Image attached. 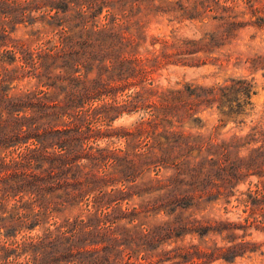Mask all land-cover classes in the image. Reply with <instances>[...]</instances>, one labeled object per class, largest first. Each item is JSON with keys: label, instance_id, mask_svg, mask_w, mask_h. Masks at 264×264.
I'll return each mask as SVG.
<instances>
[{"label": "trees", "instance_id": "1", "mask_svg": "<svg viewBox=\"0 0 264 264\" xmlns=\"http://www.w3.org/2000/svg\"><path fill=\"white\" fill-rule=\"evenodd\" d=\"M138 1L0 0V264H158L160 254L161 263L201 264L205 259L206 264H234L261 251L258 243L247 239V233L254 225L264 229V181L255 190L240 192L237 188L246 165L264 171V124L246 137L235 136L222 143L179 130H166L159 136L149 128L154 122L150 108L160 99L163 110L176 100L184 103L189 98L208 106L230 105V114H225L240 115L244 109L234 110V103L240 109L252 105L255 86L247 79L201 88V92L192 85L161 92L146 86L149 71L139 55L146 35L138 17L144 9L149 16L160 6L143 8ZM161 2V11L168 13L163 9L167 4L181 22L193 18L189 8L178 15L181 12L172 8L174 2ZM214 2L216 8L212 9L223 13L222 31L209 40L178 38L173 31L161 39L162 54L173 50L170 57L177 59L213 54L211 47L218 40L228 42L248 26L264 30V16L259 15L253 0ZM244 4L246 11L254 10L256 21L240 20L246 14L239 11ZM22 25H40L35 34L45 38L37 46H29L15 38ZM246 62L258 68L264 55ZM27 80L33 87L21 89L19 84ZM231 94L236 97L229 100ZM139 111L148 115L138 125L140 144H146L149 153L159 147L161 162L175 171L166 179L152 181L160 188L149 193L161 194L152 198L151 209L156 214L165 210L169 217L176 215L155 229L144 228L143 223L134 228L119 226L124 219L133 224L146 210L128 202L127 209L120 207L125 216L117 218L115 205L121 206L137 194L129 186L104 189L111 186L110 171L124 168L122 158L131 152L101 148L100 142L127 139L130 144L132 131L116 130L113 123L125 112ZM166 121L175 126L168 118ZM254 144L258 147L251 150L250 158H238L232 166L227 163L233 149ZM239 192L236 207L244 206L249 214L241 216V221L198 217L197 211L222 200L230 204ZM79 207L82 213L75 218L50 224L60 211ZM49 224L41 234L19 239ZM239 230L245 234L239 235ZM174 233L179 239L197 235L208 243L207 238L217 235L223 241H214L206 249L182 245L158 253L160 246L155 245H162Z\"/></svg>", "mask_w": 264, "mask_h": 264}, {"label": "rangeland", "instance_id": "2", "mask_svg": "<svg viewBox=\"0 0 264 264\" xmlns=\"http://www.w3.org/2000/svg\"><path fill=\"white\" fill-rule=\"evenodd\" d=\"M175 5L172 7L179 10L178 15L182 14L185 8H189L191 17H186L184 22H181L176 17L175 13L169 12L171 7L164 5L161 11V0H139L137 3L141 4L143 8L153 9L154 6H160L157 12L145 16L147 11L144 9V13L141 14L138 19H142L145 31V40L142 41V48H140L139 55L145 60L144 64L148 67V81L146 86L149 88L158 89L161 91L165 89L179 90L183 89L186 85H192L198 88L201 92V88H210L213 86L221 87L226 84L232 85L233 80L247 79L253 82L255 86V95L252 98V105H248L246 108L238 107V103H234V110L244 112L240 115H226L230 114V105L220 106V102L216 105L200 103L196 100L186 98L184 103L181 100H176L171 104L168 110L162 109V101L157 102L150 108V114H154V122L149 126L152 133L156 132L159 136L165 134L166 130H179L195 136L202 135L205 141H214V143H222L224 140H230L235 136L246 137L253 132V129L264 124V62L258 67H252L251 63L246 61L249 58H253L256 55H264V30L248 26L242 29L238 36L234 39L224 42L218 40L215 47H211L214 53H201L194 57H186L177 59L176 57H170L173 52L169 51L166 54H162L164 45L161 42L163 36L171 35L173 31H177L178 38L189 40H202L208 38L209 40L213 34L222 31V23L220 20L222 12L216 8V2L214 0H170ZM256 9L259 11V15L264 16V0H253ZM247 5H243L239 11L246 14L242 15L240 19L245 23H252L257 20L254 17V10L248 9ZM162 9V10H163ZM255 9V10H256ZM40 29V25L35 28H26L21 26L20 30L15 35V38L26 41L29 46L35 47L38 42L45 38V35H37ZM34 30V32H32ZM179 60V61H178ZM242 60V61H241ZM176 62V63H175ZM94 77L96 75H93ZM35 82H33L34 84ZM18 85V83H16ZM21 89L32 88V84L29 80L19 84ZM220 96L222 94L220 93ZM236 97V94H231L229 100ZM226 102V100H224ZM166 110V111H165ZM190 113V114H189ZM151 117V116H149ZM144 118H148V115L143 111L129 114L125 112L120 117L116 118L113 123V128L116 130L126 129V131H132L133 135L130 136V144L127 139H123L119 142L117 139L103 140L100 142L101 148L110 147L111 150L122 148L129 149L131 152L129 155H124L122 160L125 165L122 169L111 170L110 176V188L105 187L106 191L115 188H124L129 186L132 193L137 194L132 199L127 200L121 206L115 205L114 216L121 218L125 216L120 207L124 210L129 207V203L132 207H144L146 212L142 213V216L136 219L133 224L124 219L119 223L121 225H127L129 228H134L143 223L144 228L155 229L168 221H173L175 216L169 217L165 210L161 214H156L153 206V197L160 195L161 192L149 193L152 190L160 188L158 184H153L152 181L157 179H166L174 174V170L168 169V163L161 162L162 151L158 147L157 149H151L152 153H149L150 149L144 146L143 142H139V130L138 125ZM169 119L175 123L167 122ZM179 121H184L180 124ZM181 125V126H180ZM165 136V135H164ZM165 140V139H162ZM258 145L254 144L247 148L233 149L232 159L227 161L229 165H233L238 158H250L251 150L257 148ZM150 156H145L146 153ZM154 165H151L153 164ZM264 172L257 165H246L244 167V176L241 179V183L237 188L240 192H247L250 189H257V184L260 181H264V176L260 177L259 174ZM264 174V173H263ZM108 176V178H109ZM118 182L119 185L113 184ZM232 197L231 203L220 201L213 205H209L207 209L197 211L198 217L202 218L207 216L210 218H216L219 220L239 222L240 217L243 218L249 216L245 213V207L237 208L239 204L237 198L240 195ZM141 194V197H140ZM129 202V203H128ZM149 203L150 206L144 205ZM84 209L85 206L83 205ZM227 208V209H226ZM176 210V208H173ZM181 211V210H179ZM178 211V212H179ZM194 210H192L193 212ZM189 212L187 215H189ZM82 213V209L76 208L69 211H60L56 214V219H51L50 224H54L56 221H63L67 218H75ZM262 211H259L261 217ZM46 227H39L34 232H26L19 236L22 239L26 236H36L41 234ZM257 225L248 231L247 239L249 241L258 243L261 251L258 254L247 256L246 258L239 259L234 264H264V229H257ZM237 233L241 236L245 234V231L239 230ZM136 239L139 241L140 236L135 234ZM165 243H157L155 246H160L158 253L162 250H172L182 245H196L201 249H206L207 245H212L214 241H218L222 244L223 238L221 236L212 235L207 238V242H204L199 236H188L185 239H179L176 233L165 237ZM144 242L142 241V244ZM149 246V245H148ZM152 249L151 246L147 247ZM198 252V248L194 249ZM153 254V253H152ZM158 264H175V261H167L161 263V254L157 257ZM201 264H206V260L200 261ZM190 264V263H181ZM213 264H231L226 261H216Z\"/></svg>", "mask_w": 264, "mask_h": 264}]
</instances>
